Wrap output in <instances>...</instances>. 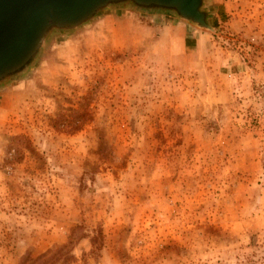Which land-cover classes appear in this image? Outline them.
Instances as JSON below:
<instances>
[{"label": "rangeland", "instance_id": "rangeland-1", "mask_svg": "<svg viewBox=\"0 0 264 264\" xmlns=\"http://www.w3.org/2000/svg\"><path fill=\"white\" fill-rule=\"evenodd\" d=\"M242 4L193 50L153 27L175 12L116 4L0 84V264H264V0Z\"/></svg>", "mask_w": 264, "mask_h": 264}, {"label": "water", "instance_id": "water-1", "mask_svg": "<svg viewBox=\"0 0 264 264\" xmlns=\"http://www.w3.org/2000/svg\"><path fill=\"white\" fill-rule=\"evenodd\" d=\"M171 10L177 18L212 31L203 0H0V84L33 61L54 32H74L116 4Z\"/></svg>", "mask_w": 264, "mask_h": 264}, {"label": "crops", "instance_id": "crops-1", "mask_svg": "<svg viewBox=\"0 0 264 264\" xmlns=\"http://www.w3.org/2000/svg\"><path fill=\"white\" fill-rule=\"evenodd\" d=\"M243 1L244 0H203L202 8L206 17L211 14L213 20H217L218 23L220 21L217 19L219 16L223 19L232 16L230 19L233 20V23H230V26L232 24L235 27L237 26L235 19L240 16L241 10H239V7L243 5ZM159 11L166 12L164 10ZM160 14L157 13V15H154L152 21L153 27L164 28L171 32L175 31L183 34L182 44L185 49L193 50L199 47L206 48L207 46H210V39L202 30L195 29V27H189L187 23L180 21L177 17L171 14ZM12 85L13 84H8L3 86L0 90V100L6 102L14 99L16 91L15 88H12ZM17 99L19 100L20 98Z\"/></svg>", "mask_w": 264, "mask_h": 264}, {"label": "trees", "instance_id": "trees-1", "mask_svg": "<svg viewBox=\"0 0 264 264\" xmlns=\"http://www.w3.org/2000/svg\"><path fill=\"white\" fill-rule=\"evenodd\" d=\"M134 5V4H133ZM137 9H139V10H142V11H154V10H156V11H159V10H167V9H162V8H157V7H151V8H147V9H145V8H143V7H139V6H136V5H134ZM170 11V10H169Z\"/></svg>", "mask_w": 264, "mask_h": 264}]
</instances>
